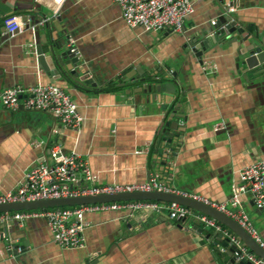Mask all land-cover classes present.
<instances>
[{"label":"crops","instance_id":"1","mask_svg":"<svg viewBox=\"0 0 264 264\" xmlns=\"http://www.w3.org/2000/svg\"><path fill=\"white\" fill-rule=\"evenodd\" d=\"M229 1L233 6L225 11ZM190 2L192 13L173 33L126 26L110 0H64L57 13L44 0H0V93L14 86L56 85L81 118L71 129L50 114L22 105L8 111L0 102V194L15 190L26 171L58 145L84 159L97 184L155 178L185 195L217 204L229 200L238 172L264 158V78L256 79L242 65L250 41L233 42L232 35L214 41L219 31L211 22L229 14L244 29L242 36L257 34L264 46V0ZM10 16L28 24L8 34L3 22ZM68 39L96 85L89 91L37 67L35 46L45 41L68 47ZM192 40L200 57L187 51ZM120 78L127 83L118 85ZM157 86L159 91L148 89ZM173 115L183 133L179 137L170 129L168 144L160 130ZM217 123L224 129L214 131ZM240 199L264 241V208L257 209L248 193ZM84 220L85 245L77 250L56 245L43 218L0 223V264H228L230 259L220 234L207 230V238L202 226L189 228L165 214L92 212Z\"/></svg>","mask_w":264,"mask_h":264},{"label":"built area","instance_id":"2","mask_svg":"<svg viewBox=\"0 0 264 264\" xmlns=\"http://www.w3.org/2000/svg\"><path fill=\"white\" fill-rule=\"evenodd\" d=\"M48 7L57 13L64 0H44ZM120 8L121 18L130 28L140 27L146 32L170 30L179 33L182 21L193 11L190 0H110ZM229 11V10H228ZM26 21V20H25ZM27 23V21H26ZM21 18L10 16L4 19L3 26L8 34L24 28ZM212 25L215 22H211ZM28 24V23H27ZM39 25L43 24L38 22ZM225 25L221 26V29ZM34 27H31L33 29ZM74 40L68 39V47L77 53ZM24 98L21 100V96ZM0 102L8 111L16 110L20 105L27 110L50 114L62 126L77 129L81 118L75 111L70 97L59 87L52 84H37L24 89L21 86L5 88L0 93ZM223 123L214 125L213 130H223ZM239 183L232 186L231 196L225 204H217L205 198L190 196L232 219L248 236L264 250V241L253 227L241 196L250 195L257 209L264 208V158L250 163L238 172ZM157 190L165 193L185 195L167 185L150 178L147 183L135 184H97L87 162L75 152L65 154L58 145L53 146L48 158L30 169L24 175L19 186L10 192L0 194V204L34 202L40 200L63 199L81 196L113 195ZM122 211L129 216L136 212L165 214L169 219L181 221L189 226L198 224L207 230L220 234L232 249L236 262L246 264H264V259L253 254L230 230L214 219L197 213L176 203L153 201H129L39 209L0 213V223H23L30 218H43L51 233L52 241L62 249L77 250L85 245L83 231L88 226L84 220L87 213Z\"/></svg>","mask_w":264,"mask_h":264},{"label":"water","instance_id":"3","mask_svg":"<svg viewBox=\"0 0 264 264\" xmlns=\"http://www.w3.org/2000/svg\"><path fill=\"white\" fill-rule=\"evenodd\" d=\"M222 1V0H220ZM233 6V3L229 1L228 6H225V11ZM231 15L221 16L212 25V30L219 31V34L214 35V39L219 40L223 36H231L233 42L242 40L250 41L249 48H247L243 59L242 65L245 66L246 71H252L256 76V79L264 78L262 70L264 69V46L261 43L260 38L257 34H252L248 32L247 35L242 36L244 33L243 28H238L236 26V21L232 19ZM225 25L221 29V26ZM249 30V29H248ZM2 32V29L1 31ZM213 38V37H212ZM194 41L189 43L187 51H190L194 56L200 57L201 52L199 47H193ZM202 50V49H201ZM33 56L38 69L42 70L47 75L54 77L55 79L63 78L67 83H70L75 89L89 91L90 88H95L96 85L89 76V73L80 65L79 59L75 53L70 51V47H62L58 43H46L35 46L33 49ZM135 79L137 76H134ZM127 83V80L120 78L118 80V85L121 86V82ZM142 81V80H141ZM261 86L264 87V80L261 82ZM149 90L154 91L160 90V86L148 87ZM174 115L169 116L164 122V127L160 130L161 135L164 137H169L165 141L170 144L173 141V135L168 131L170 129L175 130L177 136L183 133V130L178 126L177 121L174 120ZM175 118H180L175 115ZM175 134V136H176ZM181 136V135H180ZM179 136V137H180ZM168 160H164L165 165H167ZM169 165V164H168ZM127 201H156L160 203H176L181 206L187 207L196 212L202 213L216 222L221 224L230 230L241 242L256 256L264 259V250L261 249L249 236L248 234L240 228L236 222L224 215L223 213L201 203L193 200L189 196L165 193L157 190L150 192H133V193H122L113 195H100V196H81V197H71L63 199H52V200H40L34 202H22V203H7L0 204V213L7 212H20V211H34L41 209H52V208H62V207H74L80 205H92V204H102V203H114V202H127ZM193 229L195 226L190 225ZM201 232V229L198 230ZM202 234L207 238L210 234L207 230H203ZM221 239L222 236H220ZM223 246L226 247V241H224ZM229 259L228 264H246L244 262H236L232 257V249L228 248L227 252Z\"/></svg>","mask_w":264,"mask_h":264},{"label":"bare ground","instance_id":"4","mask_svg":"<svg viewBox=\"0 0 264 264\" xmlns=\"http://www.w3.org/2000/svg\"><path fill=\"white\" fill-rule=\"evenodd\" d=\"M185 196H189V195H185ZM190 197V196H189ZM127 202H129V201H127ZM153 202H156V201H153ZM114 203H116V202H114ZM160 203V202H159ZM75 207V206H74ZM184 207V206H183ZM68 208H71V207H68ZM187 208V207H186ZM194 211V210H193ZM196 212V211H195ZM197 213H199V212H197ZM202 214V213H201ZM193 226V225H192ZM194 226H196V225H194ZM224 227V226H223ZM226 228V227H225ZM207 230V229H206ZM223 238V237H222ZM223 241H224V238L222 239ZM226 245H227V242H226Z\"/></svg>","mask_w":264,"mask_h":264},{"label":"trees","instance_id":"5","mask_svg":"<svg viewBox=\"0 0 264 264\" xmlns=\"http://www.w3.org/2000/svg\"><path fill=\"white\" fill-rule=\"evenodd\" d=\"M53 209V208H52ZM197 226V225H196Z\"/></svg>","mask_w":264,"mask_h":264}]
</instances>
